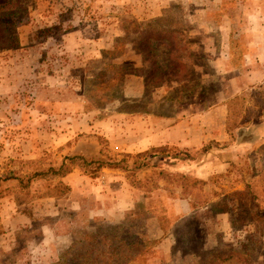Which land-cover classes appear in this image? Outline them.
I'll list each match as a JSON object with an SVG mask.
<instances>
[{
    "label": "rangeland",
    "instance_id": "obj_1",
    "mask_svg": "<svg viewBox=\"0 0 264 264\" xmlns=\"http://www.w3.org/2000/svg\"><path fill=\"white\" fill-rule=\"evenodd\" d=\"M21 4L1 25L0 264H264V0ZM193 114L226 136L140 150Z\"/></svg>",
    "mask_w": 264,
    "mask_h": 264
},
{
    "label": "crops",
    "instance_id": "obj_2",
    "mask_svg": "<svg viewBox=\"0 0 264 264\" xmlns=\"http://www.w3.org/2000/svg\"><path fill=\"white\" fill-rule=\"evenodd\" d=\"M211 112L214 113V110H212ZM197 115L199 114H193L192 117H190V120H178L174 124H171L172 122H170V124L168 125H163L155 133L151 134L149 138H147L146 143L142 142L140 150L157 147L161 144L170 146L174 145L182 149L194 150L202 147L204 143L208 142L210 139L217 140V138L226 136L224 127L218 125V123L216 122H212L210 131L207 132L203 130V126L200 125ZM164 120L166 119L163 117V121ZM245 134H247V131H243L240 139H237V142L233 143L234 145H230V148H243L247 146L250 143V140L244 138ZM204 157L206 158H203L202 160L204 162L202 168H196L197 173L202 178L205 177V174H203V169L205 171V167L208 169L206 175H209L211 174L212 170L215 169V167H218L221 164L213 163L211 161L212 158L208 156ZM218 159L219 158H214L213 160ZM8 223H12V221Z\"/></svg>",
    "mask_w": 264,
    "mask_h": 264
},
{
    "label": "trees",
    "instance_id": "obj_3",
    "mask_svg": "<svg viewBox=\"0 0 264 264\" xmlns=\"http://www.w3.org/2000/svg\"><path fill=\"white\" fill-rule=\"evenodd\" d=\"M21 3H22V0H6L3 3H0V49L10 48V47L14 46V43L16 42V39H17V37H16V26L13 25L12 23H14V22H12L10 20H9V22L12 24L11 34L3 36L2 27H1L2 20H3L2 17H3V15H6V14L10 15L13 13H14V16L18 15L19 11L18 12L17 11H11L10 13H8L7 11L9 9H16L18 6H22ZM123 66H126V64L123 63L122 65H120V68H122ZM159 70H161L159 81L154 82V80H153L154 77L146 78V84L154 86V87L162 85V83L165 81V79H167L166 75H168V74L174 75L172 73H174V71H175L173 68L170 69V68H166L163 66H161L159 68ZM258 125H259V123H258ZM259 128L262 130L264 129V120L261 121ZM99 164H101V163H99ZM97 234L99 235V233H97ZM95 237H96V235L92 236V238L91 237L90 238L93 240ZM131 237H132V240H130V241H132V242H134V241L140 242L141 241L140 238L137 239L133 236H131ZM116 239H117L116 235H110V237H109V241L111 242L112 245H114V247L111 248V251L114 253V255H116V253H118V252H116V247H117ZM95 243L99 246L102 243V240L100 239L99 242L95 241ZM119 244H121V243H119ZM125 244H127V243H125ZM133 253H134V251L131 254H133ZM124 261L120 262L119 260H117L116 264H122V263H124ZM55 264H62V263L61 262L59 263V261H58Z\"/></svg>",
    "mask_w": 264,
    "mask_h": 264
}]
</instances>
